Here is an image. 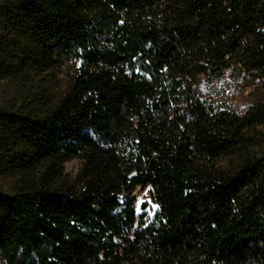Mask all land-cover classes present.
Returning <instances> with one entry per match:
<instances>
[{"label":"trees","instance_id":"1","mask_svg":"<svg viewBox=\"0 0 264 264\" xmlns=\"http://www.w3.org/2000/svg\"><path fill=\"white\" fill-rule=\"evenodd\" d=\"M0 264H264V0H0Z\"/></svg>","mask_w":264,"mask_h":264},{"label":"rangeland","instance_id":"2","mask_svg":"<svg viewBox=\"0 0 264 264\" xmlns=\"http://www.w3.org/2000/svg\"><path fill=\"white\" fill-rule=\"evenodd\" d=\"M79 166L80 163L78 161H73L71 163L66 164L65 168L67 172L74 174L78 170ZM135 196L137 199V209L139 213H141L140 208L144 204L148 205V211L150 212V214H153L157 210V206L154 203L150 188H147L145 190L137 189L135 192Z\"/></svg>","mask_w":264,"mask_h":264},{"label":"water","instance_id":"3","mask_svg":"<svg viewBox=\"0 0 264 264\" xmlns=\"http://www.w3.org/2000/svg\"><path fill=\"white\" fill-rule=\"evenodd\" d=\"M134 176H135V174H132V175H131V177H134Z\"/></svg>","mask_w":264,"mask_h":264}]
</instances>
